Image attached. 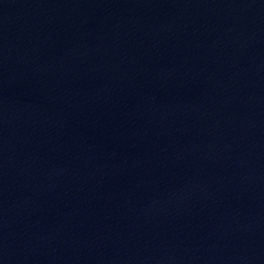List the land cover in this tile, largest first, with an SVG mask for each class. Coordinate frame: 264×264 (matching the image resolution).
I'll use <instances>...</instances> for the list:
<instances>
[{
    "label": "water",
    "instance_id": "95a60500",
    "mask_svg": "<svg viewBox=\"0 0 264 264\" xmlns=\"http://www.w3.org/2000/svg\"><path fill=\"white\" fill-rule=\"evenodd\" d=\"M0 264H264V0H0Z\"/></svg>",
    "mask_w": 264,
    "mask_h": 264
}]
</instances>
